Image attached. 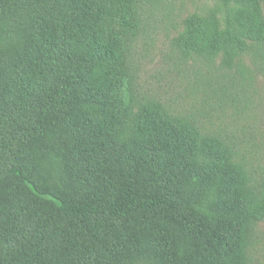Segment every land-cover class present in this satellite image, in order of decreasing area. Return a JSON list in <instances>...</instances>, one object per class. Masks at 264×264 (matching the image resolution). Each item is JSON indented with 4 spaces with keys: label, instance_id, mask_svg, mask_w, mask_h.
Listing matches in <instances>:
<instances>
[{
    "label": "trees",
    "instance_id": "16d2710c",
    "mask_svg": "<svg viewBox=\"0 0 264 264\" xmlns=\"http://www.w3.org/2000/svg\"><path fill=\"white\" fill-rule=\"evenodd\" d=\"M150 1L0 0V264H249L264 208L232 148L132 94ZM234 1L223 30L185 21L187 55L263 41L258 0Z\"/></svg>",
    "mask_w": 264,
    "mask_h": 264
},
{
    "label": "rangeland",
    "instance_id": "374dc122",
    "mask_svg": "<svg viewBox=\"0 0 264 264\" xmlns=\"http://www.w3.org/2000/svg\"><path fill=\"white\" fill-rule=\"evenodd\" d=\"M258 6L264 25V0ZM235 13L234 0L143 2L128 50L129 84L138 105L159 103L229 145L247 175L249 197L264 208V39L248 40L231 64L218 54L187 55L178 39L190 16L223 30L228 19L236 23ZM246 249L249 264H264V220L250 223Z\"/></svg>",
    "mask_w": 264,
    "mask_h": 264
}]
</instances>
